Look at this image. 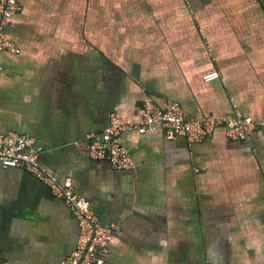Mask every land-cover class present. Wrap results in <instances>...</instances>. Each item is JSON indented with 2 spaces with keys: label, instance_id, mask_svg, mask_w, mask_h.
I'll return each instance as SVG.
<instances>
[{
  "label": "crops",
  "instance_id": "obj_1",
  "mask_svg": "<svg viewBox=\"0 0 264 264\" xmlns=\"http://www.w3.org/2000/svg\"><path fill=\"white\" fill-rule=\"evenodd\" d=\"M0 54V133L35 140L39 164L112 229L105 264H264V127L199 143L123 133L132 170L88 155L111 115L146 102L188 117L264 124V0H19ZM220 73L219 80L205 77ZM77 222L29 171L0 164V260L62 264Z\"/></svg>",
  "mask_w": 264,
  "mask_h": 264
},
{
  "label": "built area",
  "instance_id": "obj_2",
  "mask_svg": "<svg viewBox=\"0 0 264 264\" xmlns=\"http://www.w3.org/2000/svg\"><path fill=\"white\" fill-rule=\"evenodd\" d=\"M21 12L19 0H0V54H18L10 41L7 28L11 20ZM1 71V67H0ZM220 73H212L204 79L207 83L219 80ZM141 123L116 113L111 115L110 124L101 133L89 137L88 155L93 159L109 161L116 170H132L134 160L127 147L118 138L125 132L163 130L168 140L185 138L189 143H199L212 137L223 127L226 136L234 141H248L264 124L240 113L221 118L188 117L177 101L163 105L146 102L138 111ZM35 144L32 137L16 133H0V164L3 168H20L29 171L39 182L62 201L74 216L79 230L76 249L62 264H105L112 253V229L101 224L92 204L79 196L71 181H62L44 169L38 160V153H29ZM0 264H6L0 260Z\"/></svg>",
  "mask_w": 264,
  "mask_h": 264
}]
</instances>
